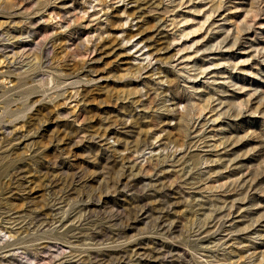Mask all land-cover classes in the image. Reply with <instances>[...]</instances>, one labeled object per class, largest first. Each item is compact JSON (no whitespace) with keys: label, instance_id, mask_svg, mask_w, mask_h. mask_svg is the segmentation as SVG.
<instances>
[{"label":"rangeland","instance_id":"1","mask_svg":"<svg viewBox=\"0 0 264 264\" xmlns=\"http://www.w3.org/2000/svg\"><path fill=\"white\" fill-rule=\"evenodd\" d=\"M0 264H264V0H0Z\"/></svg>","mask_w":264,"mask_h":264}]
</instances>
